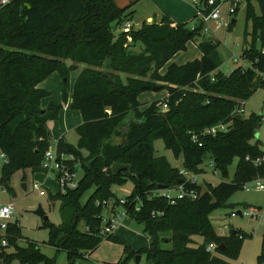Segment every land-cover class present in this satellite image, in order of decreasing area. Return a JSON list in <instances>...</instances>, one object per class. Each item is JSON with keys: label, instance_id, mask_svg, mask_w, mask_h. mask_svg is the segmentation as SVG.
<instances>
[{"label": "trees", "instance_id": "obj_1", "mask_svg": "<svg viewBox=\"0 0 264 264\" xmlns=\"http://www.w3.org/2000/svg\"><path fill=\"white\" fill-rule=\"evenodd\" d=\"M243 2L252 29L245 35L242 57L252 66H239L228 75L219 70V46L212 39H203L199 30L169 16L125 30L123 25L132 16L128 12L131 5L121 7L115 0H11L0 9V153L8 161L0 170L1 184L8 188L17 171H42L51 147L48 123L59 119L70 98L71 110L83 119L77 129V148L63 140L57 144L59 151L81 161L83 176L77 189L50 196L61 203L62 224L55 226L49 220L43 224L49 230L48 245L57 254L66 253L68 264H81L104 241L123 245V258L117 264H129L137 256H145L147 264H235L239 259L248 236L241 230L219 236L209 216L224 207L245 183L264 179V162L259 166L253 163L264 159L260 144L253 143L263 117L238 114L244 103L264 88V0ZM247 36L251 37L248 47ZM197 39L202 40L200 59L181 66L171 63ZM137 47L141 48L138 54L131 52ZM79 65L87 67L70 96L69 77ZM55 72L66 79L62 103L50 102L43 109L42 101L50 98L51 92L39 85ZM154 82L160 86L151 85ZM155 87L168 92L165 113L160 110L161 101L141 110L140 95L158 92ZM195 88L201 91H192ZM220 125L226 130L200 136ZM120 131L126 142H113ZM192 135L201 137L202 147L192 142ZM158 140L176 159L182 158L183 168L193 174L205 172L201 166L207 159L215 161L221 174L237 160L232 181L207 184L205 191L201 186H188L202 195L197 200L169 204L154 193L159 186L179 185L183 177L167 158L155 156L152 146ZM82 151L87 152L86 157ZM115 163L131 165L133 174L124 171L114 176ZM128 182L133 186L127 196L129 221L143 224L149 241L147 248L138 251L115 235H101L104 202H119L112 186ZM90 191L83 204L82 198ZM159 212L164 214L153 215ZM7 235L14 253L8 255L3 250V264L15 258L21 264H56V258H46L37 243L19 246L20 226L10 224ZM210 245L217 247L215 254L207 252ZM256 264H264V236Z\"/></svg>", "mask_w": 264, "mask_h": 264}, {"label": "rangeland", "instance_id": "obj_2", "mask_svg": "<svg viewBox=\"0 0 264 264\" xmlns=\"http://www.w3.org/2000/svg\"><path fill=\"white\" fill-rule=\"evenodd\" d=\"M125 5L131 4V9L134 11L133 22L136 26L146 20L148 17H153L154 13L158 10H164L172 16L178 23L187 24L191 26L192 18L197 13L196 6L190 0H120ZM243 0L240 1V7L238 13L235 15L237 22L229 29H222L217 32V37L212 41L216 42L219 46L217 48L218 56L221 60L220 71L228 75L235 68L244 65V67L252 66V63L242 57L244 49L245 35L249 34L252 29L250 21H246L245 7ZM125 7V6H124ZM256 12L259 13V9L256 8ZM159 21L160 19H156ZM120 30H117L119 32ZM201 39H197L193 42H189L187 50L179 53L171 63H175L179 66L185 65L189 62H193L202 57V53L199 49ZM251 43V37L247 36L248 47ZM197 44V45H196ZM141 48L137 47L131 52L138 54ZM241 57V60L239 58ZM234 59L239 60L237 63ZM70 61H67L69 65ZM169 63L161 72L164 74L167 71ZM64 80L62 79V82ZM70 88V78H69ZM63 84V83H62ZM151 85L160 86L158 83ZM192 91L199 92V88L192 89ZM167 90L158 92H145L139 97L141 103V110H145L151 104L157 101H164L167 98ZM52 96V94H51ZM244 117H248L251 114L262 115V126L258 130L253 143H259L261 149L264 151V88L259 89L253 96H251L244 103ZM77 118L69 119L65 121L66 127L64 128V135H66L67 144L73 148L78 147L79 135L77 129L79 124L82 123V118L77 113ZM222 128L221 126H218ZM128 131V125L124 126ZM226 129V127L224 128ZM124 138L123 131H120L113 142H118ZM54 143V141L52 142ZM52 145V144H51ZM53 146V145H52ZM153 150L156 157H165L174 168H183V159H176L171 150H167L164 147L163 141L158 140L153 143ZM83 157L87 156L86 151L81 152ZM79 164L81 161L77 158ZM238 161L234 160L230 167H228L230 178L227 182H231L236 169ZM3 163L0 161V170ZM81 165V164H80ZM205 171L204 175L199 178V183L203 190H206L207 184L217 186L224 181L222 174L215 172V168L210 165V159H207L201 166ZM108 169V168H106ZM79 178L83 176V172H78ZM255 181H249L248 184L250 191L245 188H241L228 202L219 209L210 213L209 219L214 226V230L219 235L222 233H230L232 230H241L248 237L244 242L243 249L241 251L237 264H256L258 256L261 252L262 240L264 236V189L260 190L254 183ZM38 184L39 191L34 190V185ZM244 184V185H245ZM26 189H24V186ZM243 185V186H244ZM132 183L128 182L123 185L112 186V191L118 199L127 197L132 191ZM56 182L49 179L43 171L32 173L30 169L24 171H17L10 179L8 188H5L0 182V206L13 205L14 207V220L11 224L21 227L22 239L18 242L22 248L27 247L29 242L37 243L40 247L41 253L48 259L56 258V264H68L67 255L64 252L56 253L55 249L48 245L49 230L43 227L44 218L35 214V212L42 207L45 216L48 217L49 222L55 226L62 224V217L60 213L61 203L59 201H52L50 196L61 193ZM92 191L88 192L82 198V203L85 204L89 199ZM111 206L115 205L114 199L108 201ZM245 208H256L259 211V218H246L237 216L231 218L232 212H243ZM128 224V225H127ZM125 227L119 230L118 238L124 244L137 248L136 251L142 250L149 246V241L144 233V225L132 221L127 223ZM224 225L226 227H224ZM220 228L221 231H217L216 228ZM195 241L201 242L200 237H195ZM167 248H171L168 245ZM8 255L14 253V249L9 247L5 250ZM123 245L114 241H104L99 249L90 257L89 261L84 258L81 264H117L122 258ZM0 251V255H1ZM0 264H3L0 257ZM10 264H21L18 259H13ZM129 264H135L134 260H130ZM140 264H147L146 257L142 256Z\"/></svg>", "mask_w": 264, "mask_h": 264}, {"label": "built area", "instance_id": "obj_3", "mask_svg": "<svg viewBox=\"0 0 264 264\" xmlns=\"http://www.w3.org/2000/svg\"><path fill=\"white\" fill-rule=\"evenodd\" d=\"M241 0H191V2L196 6V16L195 20L192 22L190 29L199 30L200 36L203 39H213L217 37V32L226 28L229 29L233 26L232 21L235 18L238 8L240 7ZM11 0H0V9L9 4ZM130 25L126 23L125 30H129ZM197 45V44H196ZM199 45V44H198ZM262 54H264V48L262 49ZM241 60V57L239 58ZM239 60L234 59L237 63ZM244 67V65H241ZM245 68V67H244ZM247 68V67H246ZM167 98L162 101L160 105V110L165 113L168 110V100ZM238 114H244V108L238 110ZM222 128L214 127L212 129L205 130L200 136H215L218 131H225V127L220 125ZM199 135H192V142L194 144L202 147ZM249 161L250 158H247ZM0 161L6 164L7 157L4 153H0ZM264 162V159H258L253 161L255 166H259ZM210 165L215 168V161L210 159ZM42 171L47 175L49 179L56 182L59 189L64 193L68 190H75L79 186L80 179L78 176L77 168L79 167V162L77 157L73 154L66 153L65 151H59L57 146L50 147L45 154L44 160L42 162ZM179 169V168H177ZM203 169V168H202ZM180 175H182V183L175 187L168 188L164 190L158 189L154 194L158 197L166 199L169 204L175 205L178 201L184 199L197 200L202 193L197 191V189L189 188L188 186H201L199 183V178L203 174H193L185 170L184 168L179 169ZM106 171V170H105ZM215 172L219 171L215 168ZM255 185L260 190L264 189V179L255 180ZM212 185V184H211ZM202 187V186H201ZM243 188L250 191L248 184H245ZM34 190L39 191L40 187L38 184L34 185ZM204 191V190H203ZM117 206H111L108 201L104 202V212L102 215V230L101 235L103 237H108L110 235H115V233L121 227L126 226L127 222L131 219V214L128 210L129 200L127 197L118 200ZM140 210V206L137 205L136 211ZM163 212H159L153 215H163ZM237 216L246 218H259V211L256 208H245L243 212H232L230 217L235 218ZM14 220V207L13 205L0 206V251L6 250L10 246L7 231L9 225ZM216 246L210 245L207 247V252L211 254L216 253Z\"/></svg>", "mask_w": 264, "mask_h": 264}, {"label": "crops", "instance_id": "obj_4", "mask_svg": "<svg viewBox=\"0 0 264 264\" xmlns=\"http://www.w3.org/2000/svg\"><path fill=\"white\" fill-rule=\"evenodd\" d=\"M115 1L121 7L128 6V5H125V3H122L120 0H115ZM129 5H131V4H129ZM128 12H132V16L130 17L129 20H127L124 23L123 29H125L126 23L130 25V28H134V29L139 28L140 26L139 25L136 26V23L133 22L134 11L131 9V7L128 10ZM164 16H169L172 20L175 21V19H173L172 16L170 14H168L167 12H165L164 10H158V11H156L154 13V16L153 17H148L143 22H149V23H152V22H161V20H162V18ZM195 16H196V14H195ZM195 16L192 18V20L190 21V23L195 20ZM156 19H160V20L157 21ZM86 67H87L86 65H79L78 66V69L75 70V71H73L70 74V77H69L70 78V88H69L70 96L72 94L74 85H75V83H76L79 75L81 74V72L84 69H86ZM62 79H63L62 76L59 73L55 72V73H53L51 76H49L45 81H43L39 85V88L44 89V90H47V91L51 92V94H52V96L50 98L44 99L42 101V108L43 109H46L50 102H54V103H57V104L62 103V93H63V90H64V86L66 84V82H64V81L62 82ZM63 80H65V79H63ZM71 103H72V100L70 98L68 104L64 105V108H63V110L60 113L59 119L56 120V121H50L48 123V127H49V130L51 132V144L53 145V146L51 145V147H53V148L57 146V144H58V142L60 140H63L65 143H67V141H66V135H64V132H65L64 131V128L66 127L65 121H68L69 119L77 118L76 117L77 116V113H79L77 111L71 110V108H70ZM82 124H83V119H82V123H80L79 125L81 126ZM53 141H54V143H52ZM130 222L131 221H128L127 223H130ZM224 227H226V226L224 225ZM121 228H123V227H121ZM120 229H118V231L115 233V236H118ZM216 230L219 231V232L221 231L220 228H216ZM229 234L228 233L227 234L226 233H222V234L219 233V236H228ZM131 248H133L134 250H137V248H134L133 246ZM93 254H91V255L88 256L87 261H89L90 257ZM122 258H123V251H122ZM141 260H142V258H141ZM237 261L235 262V264H237Z\"/></svg>", "mask_w": 264, "mask_h": 264}, {"label": "water", "instance_id": "obj_5", "mask_svg": "<svg viewBox=\"0 0 264 264\" xmlns=\"http://www.w3.org/2000/svg\"><path fill=\"white\" fill-rule=\"evenodd\" d=\"M237 22V20L234 18L233 21H232V24L234 25L235 23ZM64 82H66V79L64 80ZM161 87H155V91H159ZM127 130H125V135L127 134ZM123 143H125V137L122 139ZM77 171H80L79 167L77 168ZM128 172L130 175H132V166L131 165H125V164H120V163H115L113 166H112V172H113V175L114 176H118L121 172ZM222 177L224 180H227L230 178V175H229V171L226 170L222 173ZM183 181L180 180L179 183H182ZM24 189H26L25 185L23 186ZM159 189L160 190H164L166 189L165 186H159ZM36 215L40 216V217H43L44 218V221H48V217L45 216V213L42 209V207H39V209L35 212ZM220 250H223V245H221L220 247ZM141 258L142 256H137L136 257V260H135V264H140L141 262Z\"/></svg>", "mask_w": 264, "mask_h": 264}]
</instances>
